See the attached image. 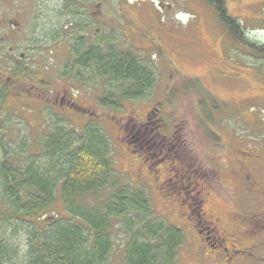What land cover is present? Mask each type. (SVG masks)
Instances as JSON below:
<instances>
[{
	"label": "rangeland",
	"instance_id": "374dc122",
	"mask_svg": "<svg viewBox=\"0 0 264 264\" xmlns=\"http://www.w3.org/2000/svg\"><path fill=\"white\" fill-rule=\"evenodd\" d=\"M226 2L247 37L264 43V0ZM3 10L23 24L11 41L0 43V70L6 73L0 81V166L7 161L14 168H23L31 159H38L48 133L58 123L79 133L87 124H96L110 142L114 182L119 188L128 183L147 192L157 218L161 216L162 221L182 229L174 219L181 209L175 195L165 184L159 186L164 177L174 179V172L160 163L153 167L151 162L158 160L156 157L143 163L129 153L121 132L122 125L133 120V116L141 119L154 103L174 89L177 95L165 108L172 116L175 130L186 134L188 151L183 159L187 162L193 159L196 169L199 164L205 167H200L199 172L206 170L208 175L209 204L216 211L233 210L235 200L229 191L233 192L237 184L239 192L241 168L252 171L264 182V62L233 40L209 3L8 0ZM4 36L6 30L0 27V37ZM113 43L132 51L141 62L151 66L156 78L143 98L123 100L120 108L99 104L112 84L94 67L77 64L73 51L77 46L89 48ZM10 46H14L13 52L9 51ZM10 60L17 70L12 92L7 79ZM190 81H197L200 88L190 85L188 93L182 92V85ZM66 90L75 97L81 110L61 105L60 96ZM209 96L217 102V108L212 110L213 119L203 113L201 105L202 100L211 103ZM204 122L208 125L206 129ZM210 129L220 136L219 145L206 138ZM236 169L237 180L232 173ZM155 173L159 174V183ZM118 186L111 182L83 196V200L91 207L101 206ZM193 186L186 182L187 190ZM3 196L0 174V244L5 243L7 254L5 259L0 256V260L28 261L31 239L45 233L50 216L70 217L58 197L54 207L44 211L47 215L32 216L29 222L16 220L9 217L10 207ZM245 199L241 198L237 208L251 202L257 206L255 211L264 212L263 202ZM115 224L114 248L105 264L126 261L129 237L122 222ZM246 225L239 217L237 229H245ZM182 230L185 242L179 248L178 264H197L198 255L192 251L189 240L190 237L192 241V234ZM261 239L251 257L253 264H264V233Z\"/></svg>",
	"mask_w": 264,
	"mask_h": 264
},
{
	"label": "trees",
	"instance_id": "16d2710c",
	"mask_svg": "<svg viewBox=\"0 0 264 264\" xmlns=\"http://www.w3.org/2000/svg\"><path fill=\"white\" fill-rule=\"evenodd\" d=\"M204 1L214 8L233 40L264 62V43L247 37L243 25L229 12L226 0ZM73 51L77 64L94 67L112 84L99 99L101 106L120 108L123 100L141 99L156 82L151 66L114 43L77 46ZM190 85L200 88L197 81L185 82L182 92L188 93ZM176 95L173 89L171 100ZM208 100L211 103L201 101L203 113L213 119L217 102L212 96ZM206 138L217 145L221 142L211 129ZM110 150L108 137L96 124H87L79 133L58 123L48 133L38 159H31L23 168L2 162L3 199L10 207V218L29 222L30 217L51 210L58 197L70 216H50L45 233L31 239V264H105L114 248L115 221L122 222L129 237L125 264H178L179 248L185 242L183 231L162 221L161 216L157 218L147 192L128 183L119 188L114 182ZM111 182L118 188L110 199L97 207L85 203L83 196ZM5 247L1 242L0 256L4 259Z\"/></svg>",
	"mask_w": 264,
	"mask_h": 264
},
{
	"label": "flooded vegetation",
	"instance_id": "af4514ba",
	"mask_svg": "<svg viewBox=\"0 0 264 264\" xmlns=\"http://www.w3.org/2000/svg\"><path fill=\"white\" fill-rule=\"evenodd\" d=\"M7 1L0 0V27L6 30V36L0 37V43L11 41L23 24L19 18L13 19L3 10ZM14 49V46L9 47L10 52H13ZM9 73L8 86L12 92L16 85L14 76L17 75L13 60H10ZM5 74L0 70V81L5 77ZM60 103L62 106L81 110L69 90L60 96ZM169 103H172V100L167 92L166 96L163 95V99L154 103L141 119L133 116V120L122 125L124 129L121 131L122 139L127 144L128 152L138 156L143 163L150 162L152 158L156 157L158 160L151 162L153 167L160 163L161 167L164 166L174 172L175 178L172 180L164 177V180L159 183V174L155 173L157 174L156 179L161 188L165 184V187L171 190L181 207L177 212L179 217L175 215L174 219L176 218L175 220L182 225V229L192 234L193 239L191 241L189 237V240L192 251L198 255L197 264H253L251 258L253 251L263 241L261 237L264 233V212L255 211L257 206L249 204L251 202L247 203L248 205H242V209L237 208V203L241 205L242 197L246 198L245 200L254 198L264 203L263 180L257 178L252 171L241 168L238 173L241 194L237 192V184L233 192L229 191L233 195L235 205H233L234 207L227 205L233 210L216 211L209 204L210 193L206 189L208 186L207 172L206 170L202 174L199 172L200 167L205 168L204 165H196L198 167L196 169L193 159L189 162L183 159L184 154L187 155L188 151L185 150L187 149V137L186 134L178 133L175 130L172 116L165 108ZM130 122H132L131 125H129ZM167 124L169 128H166ZM232 173L237 180V169ZM186 182L194 184L193 188L187 190ZM171 184L173 186L170 188ZM163 203L169 206L164 201ZM182 214H185V217H182ZM239 217L248 224L245 229H237ZM190 244L187 245L190 246ZM0 264H31V262L29 260H0Z\"/></svg>",
	"mask_w": 264,
	"mask_h": 264
},
{
	"label": "bare ground",
	"instance_id": "6f19581e",
	"mask_svg": "<svg viewBox=\"0 0 264 264\" xmlns=\"http://www.w3.org/2000/svg\"><path fill=\"white\" fill-rule=\"evenodd\" d=\"M64 137V136H63ZM27 184V183H26Z\"/></svg>",
	"mask_w": 264,
	"mask_h": 264
}]
</instances>
